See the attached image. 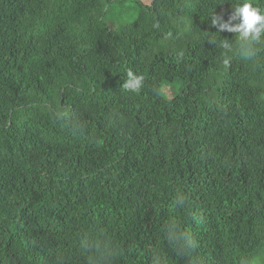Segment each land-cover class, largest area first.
<instances>
[{"label": "trees", "instance_id": "trees-1", "mask_svg": "<svg viewBox=\"0 0 264 264\" xmlns=\"http://www.w3.org/2000/svg\"><path fill=\"white\" fill-rule=\"evenodd\" d=\"M115 1L0 0V264H264V0Z\"/></svg>", "mask_w": 264, "mask_h": 264}, {"label": "clouds", "instance_id": "clouds-1", "mask_svg": "<svg viewBox=\"0 0 264 264\" xmlns=\"http://www.w3.org/2000/svg\"><path fill=\"white\" fill-rule=\"evenodd\" d=\"M211 25L220 31L236 33L240 37L241 54L247 58L256 55L255 45L264 41V10L254 7L251 3L244 2L236 6L227 21L222 17L211 16ZM223 47L227 49L228 43ZM143 85V77L127 72V79L123 83L126 90L138 92Z\"/></svg>", "mask_w": 264, "mask_h": 264}, {"label": "rangeland", "instance_id": "rangeland-1", "mask_svg": "<svg viewBox=\"0 0 264 264\" xmlns=\"http://www.w3.org/2000/svg\"><path fill=\"white\" fill-rule=\"evenodd\" d=\"M101 1L102 3H106L108 0ZM142 3L150 5L151 0H142ZM137 14V6L133 0H118L110 5L104 21L110 27L116 29L135 20ZM180 89L181 86L179 82L173 84L164 82L162 84V91L166 98L172 97V95L178 93Z\"/></svg>", "mask_w": 264, "mask_h": 264}]
</instances>
